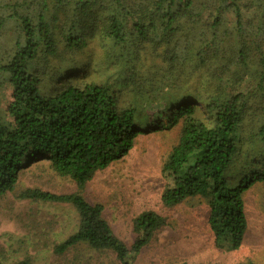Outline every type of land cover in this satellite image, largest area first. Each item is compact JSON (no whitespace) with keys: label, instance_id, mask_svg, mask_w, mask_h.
Returning <instances> with one entry per match:
<instances>
[{"label":"trees","instance_id":"trees-1","mask_svg":"<svg viewBox=\"0 0 264 264\" xmlns=\"http://www.w3.org/2000/svg\"><path fill=\"white\" fill-rule=\"evenodd\" d=\"M1 98L0 195L36 161L76 184L20 193L74 206L54 253L85 243L134 264L164 218L140 212L128 248L81 192L138 136L174 127L161 203L205 199L215 245L241 246L243 195L264 189V0H0Z\"/></svg>","mask_w":264,"mask_h":264},{"label":"rangeland","instance_id":"rangeland-1","mask_svg":"<svg viewBox=\"0 0 264 264\" xmlns=\"http://www.w3.org/2000/svg\"><path fill=\"white\" fill-rule=\"evenodd\" d=\"M177 138L175 127L141 134L124 157L93 174L82 196L103 206V217L128 248L135 237L132 221L140 212L153 210L164 218L134 264H264V189L259 184L243 195L247 229L235 250L215 245L205 199L190 198L173 206L161 203L165 181L160 169ZM26 189L54 194L77 190L70 177L56 174L46 161L21 169L14 189L0 195V264L21 260L29 264H119L112 252L95 251L85 243L54 253L53 246L76 230L77 212L68 202L20 197Z\"/></svg>","mask_w":264,"mask_h":264}]
</instances>
